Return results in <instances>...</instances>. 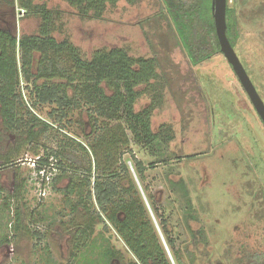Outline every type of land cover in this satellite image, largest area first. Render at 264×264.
<instances>
[{
    "label": "rangeland",
    "instance_id": "obj_1",
    "mask_svg": "<svg viewBox=\"0 0 264 264\" xmlns=\"http://www.w3.org/2000/svg\"><path fill=\"white\" fill-rule=\"evenodd\" d=\"M37 2L57 13L52 36L70 42L84 59L103 48H120L130 57L157 60L159 78L138 88L142 93L134 111L152 106V131L169 128L172 140L137 145L122 121L101 119L100 124L103 134L117 133V160L130 168L171 264L175 261L127 151L144 166L155 164L145 173V185L185 264H247V255L264 253V125L224 56L219 53L192 66L161 0H120L106 5L99 20L83 19L64 0ZM227 8L233 11L228 22L238 30L231 37L233 49L264 103V0H228ZM40 25V19L0 0V29L19 38L38 35ZM39 59L34 54V73ZM152 85L159 87L153 91ZM23 95L35 118L53 124V106L32 107L27 91ZM81 109L70 113L63 128L53 124L30 144L18 132H7L0 118V264L72 263L70 236L87 221L84 209L90 213L91 206L71 213L77 197H66L62 190L71 184L79 187L81 178L48 169L51 181L41 186L33 163L45 147L59 148L70 138L85 147L93 144L97 135ZM7 157V167H1ZM95 236L100 243L108 240L124 262L133 260L109 224L95 226ZM90 246L84 254L94 258Z\"/></svg>",
    "mask_w": 264,
    "mask_h": 264
},
{
    "label": "trees",
    "instance_id": "obj_2",
    "mask_svg": "<svg viewBox=\"0 0 264 264\" xmlns=\"http://www.w3.org/2000/svg\"><path fill=\"white\" fill-rule=\"evenodd\" d=\"M2 1L6 6L16 5L27 17L41 20L38 35L35 36L22 35L16 38L7 30L0 29V118L4 129L9 133L18 132V137L26 138L25 142L30 144L55 124L63 128L62 125L69 121L70 113L83 107L97 135L90 147L71 138L59 148L45 147L42 157L36 161V171L47 167L49 170H59L61 176L69 172L73 177L81 178L78 189L75 184H71L70 188L62 190L66 197L72 194L77 197L71 213L88 204L91 206V215L88 208L84 209L88 215L85 217L87 221L75 227V233L70 236V261L73 264H171L130 168L127 163L117 160V133L109 131L103 134L105 128L100 124L101 119L108 122L122 121L137 145L151 146L156 142L167 144L172 140L169 128L158 133L152 131V106L140 112L134 111V105L142 93L138 88L148 87L151 81L159 78L157 60L130 57L127 51L120 48H103L94 52L91 59H84L70 42H58L52 36L57 13L48 10L45 4L38 3V0ZM64 1L77 8L83 19L99 20L106 5L115 6L120 0ZM212 1L161 0L175 38L192 66L221 53ZM232 13L231 9H226V36L233 48L231 37L234 31L238 35V30L228 22ZM34 54L40 55L35 64V73ZM157 87L151 86L153 91ZM24 91H27L32 107H54L49 112L54 125H47L31 114L32 110L24 99ZM155 100H158V96H155ZM38 126L41 130L37 132ZM126 153L130 156L129 162L133 165L136 179L153 216L159 222L175 264H185L171 236L167 220L159 212L157 200L149 194L145 185V173L154 169L155 164L144 166L131 151ZM193 157L187 156L185 159ZM5 160L7 162L1 163V167H7L10 158ZM103 162L105 165L101 167ZM105 223L122 239L133 260L124 262L121 253L111 248L108 240L102 243L96 240L95 226ZM5 241L6 238L1 243ZM90 242L94 258L84 254ZM245 259L247 264H264V253L249 254ZM116 260L117 263H113Z\"/></svg>",
    "mask_w": 264,
    "mask_h": 264
},
{
    "label": "water",
    "instance_id": "obj_3",
    "mask_svg": "<svg viewBox=\"0 0 264 264\" xmlns=\"http://www.w3.org/2000/svg\"><path fill=\"white\" fill-rule=\"evenodd\" d=\"M226 9L227 0L212 1V14L216 35L220 45V52L226 59L227 63L231 66L243 90L248 96L254 110L256 111L257 115L264 125V103L257 94L256 89L254 88L251 80L245 72L241 62L239 61L234 49L231 47L226 36Z\"/></svg>",
    "mask_w": 264,
    "mask_h": 264
},
{
    "label": "built area",
    "instance_id": "obj_4",
    "mask_svg": "<svg viewBox=\"0 0 264 264\" xmlns=\"http://www.w3.org/2000/svg\"><path fill=\"white\" fill-rule=\"evenodd\" d=\"M23 13V11H21ZM33 166L35 167L34 169L36 170V162L33 163ZM55 169H52V171H54ZM48 171V168L47 167H43L42 169H40L39 171H36L37 172V176L39 178V181H41V186H46L50 183V178H51V175H47ZM44 191V189H43Z\"/></svg>",
    "mask_w": 264,
    "mask_h": 264
}]
</instances>
